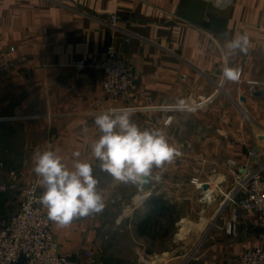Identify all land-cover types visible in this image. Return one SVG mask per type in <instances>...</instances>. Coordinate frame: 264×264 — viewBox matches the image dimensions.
Listing matches in <instances>:
<instances>
[{
  "label": "crops",
  "instance_id": "crops-1",
  "mask_svg": "<svg viewBox=\"0 0 264 264\" xmlns=\"http://www.w3.org/2000/svg\"><path fill=\"white\" fill-rule=\"evenodd\" d=\"M243 34L248 51L231 52L228 42ZM110 45L137 80L116 107H134L139 126L163 128L180 152L140 188L115 181L90 155L104 72L73 62L104 59ZM225 58L241 72L237 81L223 79ZM46 149L69 167L74 152L89 160L105 199L99 214L63 228L52 222L71 264H92L88 252L93 264H126L128 243L179 244L181 224L187 246L160 251L162 264H233L263 247L258 217L236 212L225 195L253 152L264 162V0H0V164L20 172L22 187L37 185L32 158ZM155 210L158 233L141 235L138 225Z\"/></svg>",
  "mask_w": 264,
  "mask_h": 264
},
{
  "label": "clouds",
  "instance_id": "clouds-1",
  "mask_svg": "<svg viewBox=\"0 0 264 264\" xmlns=\"http://www.w3.org/2000/svg\"><path fill=\"white\" fill-rule=\"evenodd\" d=\"M248 43V36L243 34L228 42L227 48L246 53ZM225 64L223 79L237 81L239 69L228 67L227 58ZM134 111L130 107H113L95 113L93 123L99 135L89 147L91 158L99 162L101 171L115 181L140 188L152 180L158 181L160 176L153 175V169H162L173 162L179 152L163 128L139 126L133 119ZM73 156L71 167L51 149L37 151L32 158V171L42 189L34 198L46 210L47 218L61 228L76 219L99 214L105 207L93 164L80 159L78 151Z\"/></svg>",
  "mask_w": 264,
  "mask_h": 264
},
{
  "label": "built area",
  "instance_id": "built-area-1",
  "mask_svg": "<svg viewBox=\"0 0 264 264\" xmlns=\"http://www.w3.org/2000/svg\"><path fill=\"white\" fill-rule=\"evenodd\" d=\"M118 19V15L111 14V29L117 28ZM73 64L82 68L92 66L104 72L101 80L104 95L94 104L97 113L116 107L122 96L137 86L132 66L119 55L113 45L108 46L104 59L97 56L75 58ZM108 101L110 104L106 106ZM130 108L136 110L134 107ZM168 121H172L171 116ZM193 181L199 182L198 179ZM21 186V175L16 169L10 170L7 181L0 185L2 192L21 190L24 196L22 206L16 213L0 218V264H71L60 252L53 224L47 218L46 210L34 198L42 191L36 184L25 188ZM200 186L203 187V183ZM221 192L225 195L223 190ZM225 196L228 203L236 205V212L243 210L247 214H255L264 235V162L258 160L255 152L251 154L244 169L235 175L231 192ZM88 257L92 264L97 261L91 252H88ZM233 264H264V246L245 250Z\"/></svg>",
  "mask_w": 264,
  "mask_h": 264
},
{
  "label": "rangeland",
  "instance_id": "rangeland-1",
  "mask_svg": "<svg viewBox=\"0 0 264 264\" xmlns=\"http://www.w3.org/2000/svg\"><path fill=\"white\" fill-rule=\"evenodd\" d=\"M12 169H14V168H10L6 164H3V163L0 164V171H7V173L9 174L10 170H12ZM6 181L7 180L2 181L0 179V185ZM24 188H25V186H24ZM124 188L125 187L122 186L118 189H120V191L123 192ZM131 190H133V189H131ZM23 198H24V196H23V193L21 190L17 191V192H13V191L2 192V191H0V218L9 217L12 214L16 213L20 209V207L22 206ZM180 228H181V231H180L181 241H179V244L178 243L173 244L167 239H162L160 241H154V243L151 242V243H144V244L138 243L137 244V243L133 242L131 245L128 243L129 245L127 244L126 247L127 248L132 247V250H134V254H133L134 256L132 257V259H127L125 261L126 264H160V263L162 264L164 262V258H163L164 254L161 253L162 250L170 249L172 246L177 247L176 249L184 250V247H186L187 245H186V243L183 242V240H184V237L189 234V231H188L189 227L181 224ZM137 248L138 249L139 248H142V249L146 248V251L148 252L147 256H145L144 258H140L139 257L140 254L138 255L135 253ZM138 253H140V252H138Z\"/></svg>",
  "mask_w": 264,
  "mask_h": 264
},
{
  "label": "trees",
  "instance_id": "trees-1",
  "mask_svg": "<svg viewBox=\"0 0 264 264\" xmlns=\"http://www.w3.org/2000/svg\"><path fill=\"white\" fill-rule=\"evenodd\" d=\"M164 201L159 198H152L150 200V204L154 205L157 210V207L164 208ZM152 213V215L148 216L142 223L138 225V231L141 235L148 236V237H155V234L158 233V219H157V212ZM161 213V212H160Z\"/></svg>",
  "mask_w": 264,
  "mask_h": 264
},
{
  "label": "water",
  "instance_id": "water-1",
  "mask_svg": "<svg viewBox=\"0 0 264 264\" xmlns=\"http://www.w3.org/2000/svg\"><path fill=\"white\" fill-rule=\"evenodd\" d=\"M146 185H147V184H146ZM146 185H144V186H146ZM210 187H211V186H210L209 183H205V184H203V188H204L205 190H209Z\"/></svg>",
  "mask_w": 264,
  "mask_h": 264
}]
</instances>
